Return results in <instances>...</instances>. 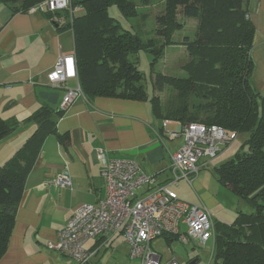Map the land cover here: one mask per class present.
I'll return each mask as SVG.
<instances>
[{"label": "trees", "instance_id": "obj_1", "mask_svg": "<svg viewBox=\"0 0 264 264\" xmlns=\"http://www.w3.org/2000/svg\"><path fill=\"white\" fill-rule=\"evenodd\" d=\"M43 1L0 0L14 12H27ZM150 2L70 0V9L45 13L57 18L61 29L72 31L76 75L84 99L148 100L159 134L165 122L180 128L197 124L217 126L236 135L247 133L246 151L214 169L218 182L249 202L254 212H237L231 225L214 221L213 264H264V96L250 82L254 29L243 10L245 0H164V12L155 19L159 37L145 42L108 14L113 5L123 17L132 19L137 15L136 3L147 6ZM76 8H81L83 15L71 16L70 11ZM177 15L197 20V27L193 39L183 42L191 56L183 67L186 76L170 79L154 73V62L181 26ZM141 50L153 55L150 97L145 77L135 67ZM167 83L175 87L177 95L161 111L155 94ZM64 112L41 106L31 117L36 125L34 132L10 160L0 165V257L7 247L26 177L43 141L49 135H56L62 144L68 140L67 134L60 135L56 130ZM18 126L15 120L0 119V140Z\"/></svg>", "mask_w": 264, "mask_h": 264}, {"label": "crops", "instance_id": "obj_2", "mask_svg": "<svg viewBox=\"0 0 264 264\" xmlns=\"http://www.w3.org/2000/svg\"><path fill=\"white\" fill-rule=\"evenodd\" d=\"M243 10L254 29L250 82L264 96V0H245ZM70 13L74 17L83 15L81 8ZM56 19L45 12H14L0 2V119L19 123L16 130L0 140V165L10 160L34 132L36 125L31 117L39 108L58 110L65 91L79 86L77 75L60 86L48 84L47 74L58 57H74L72 31L61 29L62 23ZM146 89L148 92L147 86ZM179 129L174 123H165L159 134L148 100L94 97L74 101L56 123L57 133L67 134L68 140L62 144L56 135L47 136L26 177L0 264H77L48 245L57 240L58 231L78 207L94 204L104 196L98 151L109 159L135 162L155 185H161L171 176V155L175 153L168 156L166 141L180 138L181 146L182 138L176 132ZM174 133L175 138L171 136ZM64 168L69 173L71 189L53 185ZM199 173L191 186L194 183L200 191L202 206L216 213L215 200L201 193ZM141 191L147 192V187ZM170 238L152 242L163 261L172 258L168 249L177 240ZM84 249L94 252L90 264H139L129 259V247L121 234L91 239ZM164 249L168 259L164 258Z\"/></svg>", "mask_w": 264, "mask_h": 264}, {"label": "built area", "instance_id": "obj_3", "mask_svg": "<svg viewBox=\"0 0 264 264\" xmlns=\"http://www.w3.org/2000/svg\"><path fill=\"white\" fill-rule=\"evenodd\" d=\"M67 9H70V0H45L29 11ZM75 77L74 57L60 55L47 74V81L55 87ZM80 98L84 99V96L79 86L67 89L60 109H66ZM178 134L182 144L171 155L169 180L161 185H155L153 179L145 175L135 162L109 159L103 151H98L104 196L94 204L78 207L58 231L57 240L48 248L75 260L77 264H89L94 252L84 249L87 241L121 234L129 247L130 260H136L139 264H179L174 258L163 261L152 248V242L172 237L184 245L192 242L194 246L203 247L208 241H213L214 219L209 211L204 206L182 202L171 187H176L180 180L191 185L199 171L236 139V134L227 133L217 126L197 124L180 128ZM171 136L175 138L177 133ZM53 185L71 189L66 168L56 175ZM142 187L150 190L138 196L137 191Z\"/></svg>", "mask_w": 264, "mask_h": 264}, {"label": "rangeland", "instance_id": "obj_4", "mask_svg": "<svg viewBox=\"0 0 264 264\" xmlns=\"http://www.w3.org/2000/svg\"><path fill=\"white\" fill-rule=\"evenodd\" d=\"M137 15L132 19L123 17L120 11L115 6L108 8V14L114 18L119 25L133 33H136L141 41L145 42L151 38H157L155 19L157 16L164 12V0H151L150 4L143 6L136 3ZM177 21L180 27L171 35L170 44L164 50L161 58L154 62V73H160L164 77L175 79L185 77L186 73L183 69L184 65L190 61L191 56L187 51L183 42L187 39L192 40L197 27V20L186 19L181 15H177ZM160 39V38H159ZM153 55L149 52L139 51L136 55V70L143 74L145 77L146 86L148 88L149 96L152 95L151 91V63ZM160 105V110L165 111L166 106L172 101H175L177 90L170 84H165L164 90L155 94ZM170 123V122H165ZM164 124V123H163ZM172 124V123H171ZM177 125V124H174ZM177 130L176 132H178ZM248 139L247 133H239L236 139L214 159L210 160L209 166L201 169L198 183L201 186V193L208 195L209 199L216 202L215 207L218 206L216 213L209 211L213 219L217 223L231 225L236 219V213L251 214L254 212L253 206L249 202L233 195L230 190L221 185L217 180L216 171L214 168L231 160L234 156L242 151H246V140ZM181 139L177 138L173 142L167 143L168 156L174 153L180 146ZM203 161V160H201ZM178 186L173 188L178 198L185 203L202 206L200 201L199 190L196 189L195 184L188 185L184 180H180ZM195 182V181H194ZM198 190V191H197ZM142 191H137V195L141 196ZM198 193V194H197ZM194 197L195 201H190L188 198ZM205 206V205H204ZM212 240L208 241L203 247L194 246L192 242L186 245L181 244L179 241L173 242L171 250V257L176 259L179 264H213L215 259V248ZM165 259H168L166 249L163 250ZM167 256V257H166ZM137 264V263H135Z\"/></svg>", "mask_w": 264, "mask_h": 264}]
</instances>
